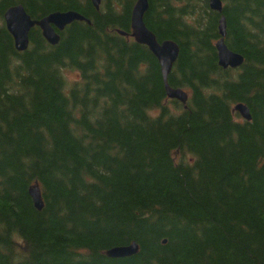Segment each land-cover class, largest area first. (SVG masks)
I'll return each instance as SVG.
<instances>
[{
    "label": "trees",
    "instance_id": "obj_1",
    "mask_svg": "<svg viewBox=\"0 0 264 264\" xmlns=\"http://www.w3.org/2000/svg\"><path fill=\"white\" fill-rule=\"evenodd\" d=\"M221 1L148 0L146 28L179 46L167 82L183 105L129 36L135 0H0V264H264V0ZM17 5L90 25L56 46L35 27L18 52L3 21ZM221 16L235 70L218 65Z\"/></svg>",
    "mask_w": 264,
    "mask_h": 264
},
{
    "label": "water",
    "instance_id": "obj_2",
    "mask_svg": "<svg viewBox=\"0 0 264 264\" xmlns=\"http://www.w3.org/2000/svg\"><path fill=\"white\" fill-rule=\"evenodd\" d=\"M102 0H90L93 8L98 11ZM211 11L221 14L223 11V2L221 0H208ZM149 9L148 0H135L130 16V27L132 39L140 45L148 48L149 52L157 60L160 67L161 77L167 98L176 100L181 104H186L188 95L181 89H174L168 85V76L177 61L179 55V46L173 41L158 42L155 35L146 28L144 24V15ZM3 21L7 32L11 35L14 48L18 52H25L29 46L30 31L37 27L41 31L43 39L50 45L56 46L60 41L58 33L73 22H85L90 25V21L75 11L54 12L39 20H33L26 13L21 5L8 8L3 14ZM219 40L215 43L217 51L218 65L223 70L228 68L238 69L244 63L241 55L232 52L225 44L226 21L221 16L218 25ZM120 35L124 34L120 32ZM245 121H250L251 115L244 104H237L233 109ZM29 196L32 199L33 206L36 210L43 209V203L39 189L34 186L29 190ZM138 252V246L135 243L129 246L115 247L106 252V255L112 259L129 258Z\"/></svg>",
    "mask_w": 264,
    "mask_h": 264
},
{
    "label": "rangeland",
    "instance_id": "obj_3",
    "mask_svg": "<svg viewBox=\"0 0 264 264\" xmlns=\"http://www.w3.org/2000/svg\"><path fill=\"white\" fill-rule=\"evenodd\" d=\"M66 79L71 83L72 81H76L79 79V75L76 72H65L64 73ZM185 91V90H184ZM186 93H188L187 91H185Z\"/></svg>",
    "mask_w": 264,
    "mask_h": 264
},
{
    "label": "bare ground",
    "instance_id": "obj_4",
    "mask_svg": "<svg viewBox=\"0 0 264 264\" xmlns=\"http://www.w3.org/2000/svg\"><path fill=\"white\" fill-rule=\"evenodd\" d=\"M78 13V12H77ZM132 244V243H131ZM129 246V245H128ZM108 257V256H107ZM109 258V257H108ZM110 259H112V258H110ZM121 259H124V258H121Z\"/></svg>",
    "mask_w": 264,
    "mask_h": 264
}]
</instances>
